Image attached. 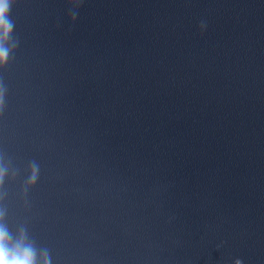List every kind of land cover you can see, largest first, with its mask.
Here are the masks:
<instances>
[{"label":"water","instance_id":"1","mask_svg":"<svg viewBox=\"0 0 264 264\" xmlns=\"http://www.w3.org/2000/svg\"><path fill=\"white\" fill-rule=\"evenodd\" d=\"M0 33V225L35 264H264V0H15Z\"/></svg>","mask_w":264,"mask_h":264},{"label":"clouds","instance_id":"2","mask_svg":"<svg viewBox=\"0 0 264 264\" xmlns=\"http://www.w3.org/2000/svg\"><path fill=\"white\" fill-rule=\"evenodd\" d=\"M15 0H0V33L7 35L12 29L9 20L11 6ZM6 51L0 48V63L6 57ZM0 264H35L34 251L27 246L13 245L7 229L0 225Z\"/></svg>","mask_w":264,"mask_h":264}]
</instances>
